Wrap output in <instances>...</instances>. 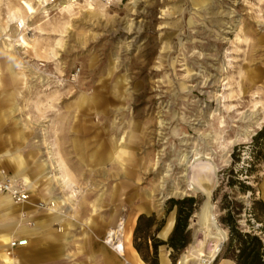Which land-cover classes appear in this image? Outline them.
I'll return each mask as SVG.
<instances>
[{
	"label": "rangeland",
	"instance_id": "rangeland-1",
	"mask_svg": "<svg viewBox=\"0 0 264 264\" xmlns=\"http://www.w3.org/2000/svg\"><path fill=\"white\" fill-rule=\"evenodd\" d=\"M73 1L75 6L67 10L60 4L42 10L36 0H0V112L7 111L4 95L12 92L16 106L8 113L19 119L25 137L15 136L16 124L9 117L2 119L1 179L22 176L12 177V163L3 154L7 148L19 147L31 166L48 155L50 161L49 147L53 151L56 145L73 188L80 190L73 194V188L53 180L48 192V182L31 172L36 187L26 189L25 203L12 201L21 207L7 217L31 227L35 218L50 212V197L59 195L69 198L61 208L66 221L51 223L57 238L47 241L56 248L45 260L23 262L17 257L14 264H101L94 252L105 230L99 228L98 217L86 223L78 203L82 193L90 200L99 189L109 192L115 186L122 190L121 202L102 211L118 209L120 217L131 220L135 215L129 220L132 245L137 217L155 216L151 227L142 220L137 239L142 247L149 246V261L151 244L170 234L159 233L170 214L175 219L171 198L195 200L189 241L175 264L199 244L208 218L212 238L221 242L224 237L225 244L228 229L218 219L217 198L222 196L242 208L239 227L264 239V136L252 142L264 126V0ZM9 11L23 18L27 30L15 27L18 17L10 21ZM21 35L28 45L20 43ZM80 96L93 104L80 105ZM98 142L117 159L103 167V176L100 167L80 173L83 162L72 149L83 154ZM16 159L25 164L22 157ZM55 164L50 161L54 174ZM113 166L121 167L125 178L111 176ZM236 179L250 184L253 195L241 191ZM15 182L21 184L20 179ZM147 202L149 212L135 211ZM212 240L205 250H211ZM221 248L209 264H233L223 258ZM169 252L159 245L156 264L161 258L172 264ZM189 258L187 264L192 263Z\"/></svg>",
	"mask_w": 264,
	"mask_h": 264
},
{
	"label": "crops",
	"instance_id": "crops-1",
	"mask_svg": "<svg viewBox=\"0 0 264 264\" xmlns=\"http://www.w3.org/2000/svg\"><path fill=\"white\" fill-rule=\"evenodd\" d=\"M4 96H5L4 99L6 102L3 104V106L6 107L7 111L2 110V112H0V122L2 121V119L8 120V117H9L16 124V130L14 131V133L16 134L15 136L19 139H24L25 137L23 136L22 129L19 125V119L15 118L9 114V113H12L15 111V106H16L15 95L12 92H8ZM8 111H9V113H8ZM98 143H99V145H97L93 148L91 146L88 147V150L83 152V154L76 151V150H73L71 148L74 156L76 158L77 157L81 158V160L83 162V167L81 168L80 173L83 170H85V168H87L90 171V173H91V171L98 172V170H96V168L100 167L101 170H99V171H100V174L103 176L105 174L103 167L107 163H113L115 158L117 159V156H115V154L113 152H109L108 150H105L100 145V142H98ZM46 153H47V150H46ZM3 154L6 155L8 160L12 163V168L14 170V174L12 177H14L16 174H22V176H15L14 178L16 180L17 179L23 180L22 177L26 176L31 181V183L36 187L37 178L36 177L34 178L32 173L37 174L38 177H40V178H42L48 182V185L45 187L48 190V192L52 188L51 182L53 180L57 181L53 177V174L56 171V169L53 170L51 168L50 161H49V155H48V159L44 158V159H41L39 161L35 160V161H33V165L29 166L27 164L26 157L21 153L20 148L17 146H13L12 148H7L3 152ZM79 154L81 156H79ZM88 154L91 155V157H92L91 162H89V163L87 162L88 161ZM18 157H22V159L25 161V164H23V166H22L23 169L21 172L18 171V168L16 167L15 162H14V160ZM52 157H54V159H56V160H58V159L64 160V158L62 157V154H60V150H57L56 145L53 146ZM64 164L66 165L67 174H68V177L70 178L69 181H70V183L73 184V182H71L72 181L71 177H70L71 175H69V174H71L69 171L70 169H69L68 165L66 164V162ZM118 165H120V164H118ZM120 166H122V165H120ZM112 169L113 170L110 173L111 176H117L118 175V176L125 178V176L122 175L120 172L121 167L113 166ZM2 176H4V175H0V179L2 178ZM64 186H66V185H64ZM70 187L71 186H69L67 188H70ZM34 188H30V190L34 189ZM99 190L100 191L98 193H96L94 195V197L91 198L90 200L88 199V195L83 194L82 193L83 191H82L81 192L82 194L80 195V200L78 203V208H79L78 210H79L80 214H84L86 216L84 218L86 223H92L94 221V217L99 218V224H100L99 228L105 230V233L103 234V237H104V235L106 234V232L109 229H112V228L117 226L121 217L119 216L120 213H119L118 209L109 210L108 213H104V211H102L103 207L104 206L106 207V206L110 205V203H113L115 201L121 202L119 199V196L122 193V190L120 187H117V186L112 188L109 192H106L105 189H103V188L99 189ZM69 197H71V196H69ZM130 198H132V196H129V199ZM50 200H54L57 203V206H55L54 211L48 212L47 214H45L43 216L35 218L36 223L34 224L33 228L17 225V220L10 218V217H7L11 214H14L18 209H20L21 205L19 207H16L13 204H11L10 208L6 209V210H3L0 207V233L5 232V231L9 232V233L12 232L15 234H13L11 238L25 237L27 239V244L25 246L18 248L16 252L13 251V253H12L13 262L11 264L15 263V261L17 260V257L21 258V260L23 262H33V261L45 260L44 257H46V253H48V251L51 252L56 248L54 245H52L51 243H49L47 241L48 238L49 239L53 238L54 240L57 238L56 233L51 231V230H53L51 223L52 222H60L61 223V222L66 221V218H65L66 216L61 211V208H62V206L68 204L69 198H68V196L64 197V196L55 195L53 198L50 197ZM135 209H136L135 210L136 212H142V211L143 212L144 211L149 212L151 209V205L148 204V202L147 203H141L139 205H136ZM122 218L124 220L125 230L127 228L129 230V236H130L129 247L125 248V246H124L123 251L121 253V256H119L117 253L110 250L103 243V240H102V242H101L102 244H101L100 248H98L94 252V254H97L101 258V264H145L141 260L137 251L134 249V247L131 243V228H132V226L129 224V220H131V219L130 218H124V217H122ZM134 219H135V215L132 217L131 221L133 222ZM173 221H174L173 214H170L166 223L164 224V226L160 230L159 234L162 237H165L168 234L169 230L171 229V227L173 225ZM31 237H35V238H33V240H29V238H31ZM103 237H102V239H103ZM122 242H124V235H123ZM2 247L0 245L1 249H2ZM182 257L184 258V254L181 255V258ZM181 258L179 259V264H183L181 261ZM229 262L230 261L225 260L220 264H231ZM165 263H166L165 259L161 258L160 264H165Z\"/></svg>",
	"mask_w": 264,
	"mask_h": 264
},
{
	"label": "trees",
	"instance_id": "trees-1",
	"mask_svg": "<svg viewBox=\"0 0 264 264\" xmlns=\"http://www.w3.org/2000/svg\"><path fill=\"white\" fill-rule=\"evenodd\" d=\"M262 136H264V126L253 136L252 142H257ZM236 182L239 183V189L241 191L249 190V192L252 193L251 195H253L254 188L246 183L245 180L236 179ZM215 198L216 193L213 195V199ZM217 200L218 209L221 212L218 218L219 222L228 229V239L221 248V251H223V258L232 260L233 264H264V239L253 231H243L239 227L238 218L241 215L242 208L236 204L234 199L230 198V200H228L226 196L217 198ZM169 202L170 208H175L174 224L165 241L158 240L151 244L152 261H149L145 256L146 250L149 251V246L146 244V246L142 247L141 244L137 242V239L139 238L138 234L141 229L142 220L146 219L148 221L147 225L151 227L154 224L155 216L151 215L146 217L140 214L137 217L133 232V247L147 264H156L157 248L162 244L166 245L170 250L169 257L172 264H175L179 254L189 241L188 220L195 209L194 197L185 196L182 198H171ZM156 223L155 230L158 231L163 224V220ZM259 230L262 229L260 228ZM218 256L219 255H217V257Z\"/></svg>",
	"mask_w": 264,
	"mask_h": 264
},
{
	"label": "bare ground",
	"instance_id": "bare-ground-1",
	"mask_svg": "<svg viewBox=\"0 0 264 264\" xmlns=\"http://www.w3.org/2000/svg\"><path fill=\"white\" fill-rule=\"evenodd\" d=\"M86 0H84L85 2ZM88 1V0H87ZM94 2V0H91ZM99 1V0H97ZM195 2L197 0H194ZM42 2L43 0H36V4L37 6L40 8V6L42 5ZM100 2V1H99ZM75 2L72 1V0H64L60 3L59 5V8L61 7V10H67L69 7H74L75 6ZM27 10H29V13L32 14L34 13L35 9H34V6H32L31 4L27 3ZM40 5V6H39ZM43 6V5H42ZM46 7H41L42 10H44ZM10 12V11H9ZM16 16L14 14V12H10V15L8 16L9 20L12 21L13 19H15ZM7 18V19H8ZM16 22V25L15 27H23L24 26V23H23V18L22 17H18L17 20L15 21ZM26 24V23H25ZM25 27V26H24ZM29 27V26H28ZM25 29L27 30V28L25 27ZM20 34V33H19ZM29 36V34H28ZM22 43L23 45H28L29 43L27 42V38L24 36V35H21L19 38H18ZM11 45V44H10ZM20 46V45H19ZM22 46V45H21ZM30 46V45H29ZM29 48V47H28ZM3 50L5 52L8 53V51L10 50V47L8 48L7 45H4V48ZM243 81V80H242ZM92 100V99H91ZM88 97H85V96H80L79 97V104L80 105H87V104H93V102L91 101ZM263 119V118H262ZM121 140V139H120ZM52 152L51 151V147H49V150H48V153L51 155L50 156V161H51V164L54 165L55 164V167H57V173L53 175V177L57 180V182H59L60 184H63V185H66L67 187L71 186L72 188L74 187L72 183H70L69 181V177H68V174H67V168H66V165L62 162L61 159H54V157H52ZM89 159L91 160L92 157L91 155H89ZM16 163L18 165V171L21 172L22 171V161L19 160V159H16ZM70 175V174H69ZM24 182L22 180H20L21 184L23 186H25L26 189H29L30 188H33L32 186V183L31 181L27 178V177H22ZM11 181L15 182L16 179H12L10 178ZM72 182V181H71ZM70 187V189H71ZM64 188V187H63ZM80 190H76L75 188H73L72 192L73 194H75L76 192H79ZM101 199V198H100ZM209 199V198H208ZM52 202V206L51 207H47V210H49L50 212H53L54 209H55V206H57V204H55V201L54 200H50ZM11 204H13L10 196L7 194V193H4V194H1L0 196V207L3 209V210H6V209H9ZM96 205V204H95ZM92 209V208H91ZM22 213H20L21 215ZM213 222V221H212ZM215 225V224H214ZM22 226V225H21ZM26 226V225H25ZM28 227V226H27ZM33 226L29 227V228H33ZM209 227H211V221L210 219L208 218L207 219V222L205 224V227L203 229V232H202V235H201V239L199 240V244L198 245H192L190 247V251H189V254L187 255H184V258L182 260V263L183 264H186L187 263V256L191 257L189 259L192 260V263L191 264H209L210 260L211 262L216 258L217 254L219 253L220 251V248L222 246V243H223V240H224V237L223 239L221 240L220 242V239L217 238L216 236H214V239L212 238V234L209 230ZM201 233V232H200ZM15 234V233H12V232H2L0 234V241L2 242L1 247L2 249L0 248V260L4 263V264H10L13 262V257H12V253L13 251H7V248H9V243L14 240V239H17V240H24L22 242H25V245L27 244V239L25 237H18V238H11L12 235ZM123 235H124V242H122V239H123ZM11 238V239H10ZM129 230L128 228L125 230V227H124V220L123 218L121 217L117 226L112 228V229H109L106 234L104 235L103 237V243L110 249L112 250L113 252L117 253L119 256H121V253L123 251V248L125 246V248H128L129 247ZM199 238V237H198ZM210 239L214 240V243L211 248L210 251H207L205 250L206 247H207V242L208 240L210 241ZM196 240V239H195ZM212 240V241H213ZM196 243V242H195ZM210 246V247H211ZM210 262V263H211ZM230 263V262H229Z\"/></svg>",
	"mask_w": 264,
	"mask_h": 264
},
{
	"label": "built area",
	"instance_id": "built-area-1",
	"mask_svg": "<svg viewBox=\"0 0 264 264\" xmlns=\"http://www.w3.org/2000/svg\"><path fill=\"white\" fill-rule=\"evenodd\" d=\"M62 1L64 0H43L42 2L43 6L42 5L39 6L41 8V7H47L49 5H55V4L58 5ZM103 1L110 3L111 0H103ZM0 193H7L15 204H22L28 200V193L25 186L11 181L10 178L0 179ZM22 241L24 240H17V239L12 240L9 243V248L24 246L25 242Z\"/></svg>",
	"mask_w": 264,
	"mask_h": 264
},
{
	"label": "water",
	"instance_id": "water-1",
	"mask_svg": "<svg viewBox=\"0 0 264 264\" xmlns=\"http://www.w3.org/2000/svg\"><path fill=\"white\" fill-rule=\"evenodd\" d=\"M215 223H216V221H215ZM173 224H174V221H173ZM172 227H173V225H172ZM172 227H171V229H172ZM171 229L169 230L168 234L170 233ZM168 234H167V235H168ZM167 235H166V236H167ZM194 235H195V233H194ZM166 236H165V237H166ZM182 259H183V257L181 258V261H182Z\"/></svg>",
	"mask_w": 264,
	"mask_h": 264
}]
</instances>
